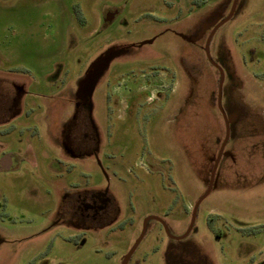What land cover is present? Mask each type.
Masks as SVG:
<instances>
[{
    "label": "rangeland",
    "instance_id": "1",
    "mask_svg": "<svg viewBox=\"0 0 264 264\" xmlns=\"http://www.w3.org/2000/svg\"><path fill=\"white\" fill-rule=\"evenodd\" d=\"M233 3L0 0V264H123L149 217L169 233L129 264H264V0L212 38L231 134L181 238L226 137L205 45ZM92 193L107 222L76 215Z\"/></svg>",
    "mask_w": 264,
    "mask_h": 264
},
{
    "label": "water",
    "instance_id": "2",
    "mask_svg": "<svg viewBox=\"0 0 264 264\" xmlns=\"http://www.w3.org/2000/svg\"><path fill=\"white\" fill-rule=\"evenodd\" d=\"M238 2L239 0H234V3H233V7H232V10L230 12V14L228 15L227 18H225L224 20H222L220 23H215L214 24V30L211 34V36L209 37V39L207 40L206 42V45H205V53H206V56L209 60V62L214 66L216 67L219 72H220V80H219V90H218V107H219V110L224 118V121H225V125H226V137H225V140L221 146V149L219 151V154H218V157L216 159V162L214 164V167H213V170H212V174H211V180H210V184H209V188L208 190L205 192V194L198 200L196 206L194 207V210H193V218H192V222H191V225L187 231V233L182 236L181 238H185L193 229L194 227V224H195V220H196V216H197V211H198V208L200 206V204L202 203V201L210 194L212 188H213V185H214V180H215V176H216V172H217V169L220 165V162H221V159L223 157V154H224V151H225V148L228 144V141L230 139V134H231V126H230V120H229V117L224 109V106H223V88H224V82H225V72L224 70L216 63V61L214 60V58L212 57L211 55V51H210V45H211V41H212V38L215 34V32L222 26L224 25L226 22H228L232 16L234 15L235 11H236V8H237V5H238ZM206 27V26H205ZM204 27V28H205ZM150 220H156L158 222H160L163 227L165 228L166 232L169 233V229H168V226L167 224L164 222L163 219L159 218V217H149L145 220L144 222V228H143V232H142V235L141 237L139 238V240L137 241V243L134 245V247L132 248V250L129 252L128 256L126 257L125 261L123 264H129V261L131 259V257L133 256L134 252L136 251L138 245L140 244V242L142 241V239L144 238V235L146 233V230H147V224Z\"/></svg>",
    "mask_w": 264,
    "mask_h": 264
},
{
    "label": "flooded vegetation",
    "instance_id": "3",
    "mask_svg": "<svg viewBox=\"0 0 264 264\" xmlns=\"http://www.w3.org/2000/svg\"><path fill=\"white\" fill-rule=\"evenodd\" d=\"M6 101L7 100H4L3 104L2 103L0 104V108L6 110L5 108ZM5 116H7V112ZM87 138L88 137L85 138L83 137V141L81 140L80 144L82 143L84 144ZM76 149H78V146H76ZM6 169L7 168H5V170ZM77 197L78 199L76 205H74L73 208L75 209L76 215H79L82 219H84V222L87 221L89 222L98 221L99 223L107 222L108 217L111 216L112 214V207H113V205L111 206V201L107 199V196L100 193L98 194L92 193V194L79 195Z\"/></svg>",
    "mask_w": 264,
    "mask_h": 264
},
{
    "label": "crops",
    "instance_id": "4",
    "mask_svg": "<svg viewBox=\"0 0 264 264\" xmlns=\"http://www.w3.org/2000/svg\"><path fill=\"white\" fill-rule=\"evenodd\" d=\"M2 107V106H1ZM5 108H6V105H5ZM4 120H6V119H4ZM0 121H3V119H0Z\"/></svg>",
    "mask_w": 264,
    "mask_h": 264
}]
</instances>
